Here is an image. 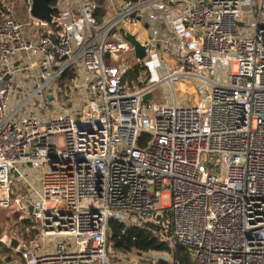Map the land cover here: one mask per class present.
Segmentation results:
<instances>
[{
    "label": "built area",
    "instance_id": "obj_1",
    "mask_svg": "<svg viewBox=\"0 0 264 264\" xmlns=\"http://www.w3.org/2000/svg\"><path fill=\"white\" fill-rule=\"evenodd\" d=\"M33 1H0V208L38 235L0 234V264H181L109 242L165 216L192 264H264V0Z\"/></svg>",
    "mask_w": 264,
    "mask_h": 264
},
{
    "label": "trees",
    "instance_id": "obj_2",
    "mask_svg": "<svg viewBox=\"0 0 264 264\" xmlns=\"http://www.w3.org/2000/svg\"><path fill=\"white\" fill-rule=\"evenodd\" d=\"M22 1V0H21ZM136 1V0H129ZM24 2V0L22 1ZM51 4H54V0H51ZM21 10L22 15L19 14ZM17 16L21 21H25L28 16L26 14V6L21 3V6H16ZM100 21H102L100 19ZM141 72V67L136 66L135 69L129 73V78L137 79L139 73ZM75 70L71 69L67 71L61 80L59 81V90L64 92L68 89L71 80L75 77ZM147 137H142L139 142V146L142 147L145 144L144 139ZM6 211L14 212L15 217H19L21 224H23V229H20L19 233L24 234V238L27 239V243H31L35 240L38 235V230L34 227L33 223L29 218L22 217L21 213L16 211L14 208L5 209ZM170 216H165V226L157 225L154 222H143L140 226L128 227L116 219H111L109 222V242L115 250L121 251L123 253H129L132 251H137L142 254L150 252H172L181 264H192V250L180 243L175 244L174 249L169 242L164 240V237L172 234V229L166 227L170 225ZM28 230V233L25 232ZM21 240L15 235H11ZM22 241V240H21ZM29 243V245H30ZM11 253L9 249L6 250ZM160 264H170L167 262H160Z\"/></svg>",
    "mask_w": 264,
    "mask_h": 264
},
{
    "label": "rangeland",
    "instance_id": "obj_3",
    "mask_svg": "<svg viewBox=\"0 0 264 264\" xmlns=\"http://www.w3.org/2000/svg\"><path fill=\"white\" fill-rule=\"evenodd\" d=\"M1 1V0H0ZM13 2H15V5L21 6V3H23L21 0H12ZM19 10V8H18ZM19 14L22 15L21 10H19ZM68 93V89H66L64 91V95L65 97L67 96ZM169 94V88L166 85H162L160 86L153 95V100L152 102L154 103H158V104H165V103H171L172 100L170 97H167V100H164V96ZM64 101H67V97L63 99ZM58 108H55V110H57ZM18 195H22L25 196L26 192L24 189H22L21 191H19ZM169 194L165 193L162 198H161V203L164 206H167L169 204ZM14 208V207H13ZM15 209V208H14ZM22 215V214H20ZM20 229H23V224H21V221L19 219V217H15L14 216V212L11 211H6L5 209H1L0 208V234H2L3 232H6L9 235H15L17 237H19L22 240V243L25 246H28L29 243H27V239H25L24 234L19 233ZM25 232L28 233V230L25 229Z\"/></svg>",
    "mask_w": 264,
    "mask_h": 264
},
{
    "label": "water",
    "instance_id": "obj_4",
    "mask_svg": "<svg viewBox=\"0 0 264 264\" xmlns=\"http://www.w3.org/2000/svg\"><path fill=\"white\" fill-rule=\"evenodd\" d=\"M51 0H34L32 7H31V16L35 19L39 20H47L48 22H51L53 20V12L52 7L50 5ZM126 37L131 41V43L135 47L136 56L139 60H143L147 53H146V46H143L136 38L134 34H131L130 32L126 31ZM152 97L151 94H148L144 97V100H150ZM17 177V174H15ZM26 205L28 206L29 213H33V206L30 201H26ZM18 246V241L14 240L12 242V247L16 248Z\"/></svg>",
    "mask_w": 264,
    "mask_h": 264
}]
</instances>
